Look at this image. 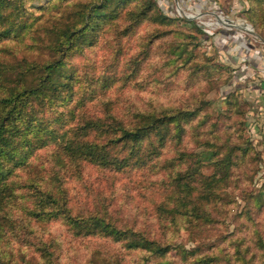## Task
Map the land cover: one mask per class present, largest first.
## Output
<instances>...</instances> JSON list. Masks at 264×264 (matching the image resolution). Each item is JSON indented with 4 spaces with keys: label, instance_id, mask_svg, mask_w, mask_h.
<instances>
[{
    "label": "rangeland",
    "instance_id": "rangeland-1",
    "mask_svg": "<svg viewBox=\"0 0 264 264\" xmlns=\"http://www.w3.org/2000/svg\"><path fill=\"white\" fill-rule=\"evenodd\" d=\"M11 1L9 78L61 58L63 80L29 98L24 158L3 164L0 264H264V111L258 128L248 94L264 65L216 50L241 41L232 31L264 46V0ZM122 126L140 138L118 140Z\"/></svg>",
    "mask_w": 264,
    "mask_h": 264
},
{
    "label": "trees",
    "instance_id": "trees-1",
    "mask_svg": "<svg viewBox=\"0 0 264 264\" xmlns=\"http://www.w3.org/2000/svg\"><path fill=\"white\" fill-rule=\"evenodd\" d=\"M12 4L13 1L11 0H0V27L4 20L9 22L7 27L0 28V40L1 38L9 37L10 33H14L15 31L12 28L15 23L12 19L10 20L9 15L5 14V11L11 8ZM13 6V10L16 12L20 10L23 3L21 0H16ZM105 6L104 3H100L97 6H91L90 9L87 8L84 16L85 21L81 24V28L83 29L85 26L90 25L94 18L106 17L105 14H101ZM188 23L193 25L191 21H188ZM81 28L77 29L76 26L72 28L67 27L60 34L56 48H63V42H70L79 31H82ZM26 66L25 70L22 68L17 72L15 78L11 79L8 73L12 68L9 67V64L0 60V178L3 174L4 163L20 162L24 158L22 145L25 146V143H27V133L29 129H32L30 122L33 120L32 117L24 118L25 106L29 102V98H38L49 91L54 94L62 85L61 80L63 78L60 73L62 66L61 58L43 65L26 64ZM18 68H20V65H18ZM32 69L39 73V77L35 82L33 80L28 82L24 79V75L26 70L30 71ZM117 130L122 134L117 138L118 140L124 139L134 142L140 138L139 130L134 131L130 127L124 126L117 128ZM95 152L92 153V156L98 158L99 154L98 152L95 154Z\"/></svg>",
    "mask_w": 264,
    "mask_h": 264
},
{
    "label": "crops",
    "instance_id": "crops-1",
    "mask_svg": "<svg viewBox=\"0 0 264 264\" xmlns=\"http://www.w3.org/2000/svg\"><path fill=\"white\" fill-rule=\"evenodd\" d=\"M230 33V32H228ZM243 35V34H242ZM223 37H227L229 36L228 34H223L222 35ZM230 36H231V33H230ZM244 36V35H243ZM232 37V36H231ZM245 37V36H244ZM234 38V36L232 37ZM247 38V37H246ZM235 41L237 40L236 38H234ZM240 39V38H239ZM244 39V38H242ZM241 41H238L237 44L233 45V46H230L231 42L229 43L228 41H226L225 39L224 40H220V43L218 44V46L216 47V50L218 51L219 49L221 50H228V53L230 54L228 57H229V60L232 62V64L236 63V51L235 50V47L238 45V44H241V47L242 48H246V51H248V53L250 54L251 53V56L254 57L253 59V62H251L250 64H253V63H257V62H263V65H264V58L263 56L260 54L259 52V49L258 48H255L253 49V47L255 46V44L253 45L252 43H246L245 41L248 40V38L244 41L242 40ZM249 41V40H248ZM241 62V61H240ZM244 62V61H243ZM242 65L244 63H241ZM240 66L239 67V70H237L235 73L237 74V79L238 80H244L245 77L249 74V76L251 77L252 76V72H250V70H248V67L246 66ZM262 69H264V66H262ZM248 78V77H247ZM252 78V77H251ZM248 85L250 88H248V94L250 95V97L253 99L252 101H255V111L254 114L252 115V118L253 120H257L258 121V128H261V120H262V117L261 115L263 116L262 111H263V108H264V100L262 99L263 98V94H262V87H261V83H258L257 79L253 80V82L251 81L248 82ZM251 93V94H250Z\"/></svg>",
    "mask_w": 264,
    "mask_h": 264
},
{
    "label": "bare ground",
    "instance_id": "bare-ground-1",
    "mask_svg": "<svg viewBox=\"0 0 264 264\" xmlns=\"http://www.w3.org/2000/svg\"><path fill=\"white\" fill-rule=\"evenodd\" d=\"M215 24L218 25V24H223L225 25L226 28L228 29H238V30H241L243 32H246V33H250L252 34L254 37H256L258 40H260L254 33V31H252L250 25H244L245 26V30H243L237 23H234L232 21H230L229 19L227 18H224L222 16H217V18L215 19ZM260 42H262L264 44L263 41L260 40Z\"/></svg>",
    "mask_w": 264,
    "mask_h": 264
},
{
    "label": "built area",
    "instance_id": "built-area-1",
    "mask_svg": "<svg viewBox=\"0 0 264 264\" xmlns=\"http://www.w3.org/2000/svg\"><path fill=\"white\" fill-rule=\"evenodd\" d=\"M217 16H219V15H216V18H217ZM236 23H237V24H238V23H241V25L243 26V28H245L244 25H246V24H247V25H250L249 23H247V22L244 21V20H243L242 22H236ZM250 26H251V25H250ZM226 29H228V28H226ZM245 29H246V28H245ZM228 30H229L230 32L232 31V30H230V29H228ZM252 30H253V28H252ZM245 31H246V30H245ZM232 32H234L237 36H238V35L241 36V37L243 36V35H242L243 33H240L239 31H237V33H236L235 31H232ZM243 37H244V36H243ZM243 37H242V38H243ZM245 38H246V37H244V39H245ZM246 39H247V38H246ZM248 40H249V39H248ZM249 42H251V43L253 44L252 39H250ZM253 45H254V44H253ZM263 47H264V46H263ZM261 87H262V94H263V97H264V83L261 84ZM263 111H264V108H263ZM263 111H262L261 114H263Z\"/></svg>",
    "mask_w": 264,
    "mask_h": 264
},
{
    "label": "water",
    "instance_id": "water-1",
    "mask_svg": "<svg viewBox=\"0 0 264 264\" xmlns=\"http://www.w3.org/2000/svg\"><path fill=\"white\" fill-rule=\"evenodd\" d=\"M238 25H239L243 30H245V28H243V26L241 25V23H238ZM222 33H225V32H222ZM233 39H234V38H233ZM234 40H235V39H234ZM262 41L264 42L263 39H262ZM252 42H253V44H255V46H256L258 49L264 51V47H263V46H258V45L255 43V41H253V40H252Z\"/></svg>",
    "mask_w": 264,
    "mask_h": 264
}]
</instances>
